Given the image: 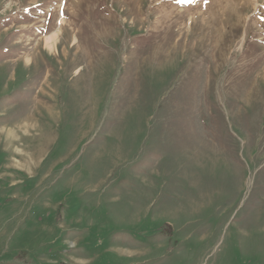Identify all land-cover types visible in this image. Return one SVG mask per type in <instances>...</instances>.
<instances>
[{"label": "rangeland", "instance_id": "1", "mask_svg": "<svg viewBox=\"0 0 264 264\" xmlns=\"http://www.w3.org/2000/svg\"><path fill=\"white\" fill-rule=\"evenodd\" d=\"M0 102V264H264V0H0Z\"/></svg>", "mask_w": 264, "mask_h": 264}, {"label": "crops", "instance_id": "2", "mask_svg": "<svg viewBox=\"0 0 264 264\" xmlns=\"http://www.w3.org/2000/svg\"><path fill=\"white\" fill-rule=\"evenodd\" d=\"M42 68L45 69V66L44 67L42 66ZM46 68H47V71H48L49 68L48 67H46ZM24 89H26V88H22V90H24ZM8 99H11V96ZM36 100H38V99H36ZM2 103H4V102H0V106H2V107H0V126L1 125H6V121L1 122L2 118H3V112L2 111L4 110V105H5V104L2 105ZM5 106H7V105H5ZM12 108H14V107H12Z\"/></svg>", "mask_w": 264, "mask_h": 264}, {"label": "bare ground", "instance_id": "3", "mask_svg": "<svg viewBox=\"0 0 264 264\" xmlns=\"http://www.w3.org/2000/svg\"><path fill=\"white\" fill-rule=\"evenodd\" d=\"M54 36L53 35H50V36H46L45 37V41H50ZM31 61V60H30ZM24 63V62H23ZM10 134V133H9ZM12 134V133H11Z\"/></svg>", "mask_w": 264, "mask_h": 264}]
</instances>
